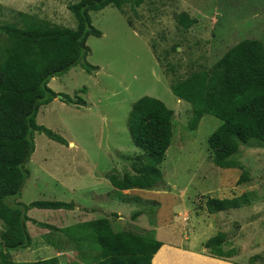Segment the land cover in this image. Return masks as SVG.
Wrapping results in <instances>:
<instances>
[{
  "label": "rangeland",
  "instance_id": "1",
  "mask_svg": "<svg viewBox=\"0 0 264 264\" xmlns=\"http://www.w3.org/2000/svg\"><path fill=\"white\" fill-rule=\"evenodd\" d=\"M79 1L0 0V24L23 26L21 13H26L76 29L78 19L69 5ZM123 10L108 5L90 13L93 26L102 33L87 40L86 62L94 70L89 72L76 65L50 79L49 87L58 97L40 107L36 122L66 143L36 131L35 151L26 164L30 174L21 195L8 201L14 205L39 200L73 202L81 210L95 209L93 217H100L99 212L106 207L121 209L125 218L122 230L156 239L158 234L161 240L196 248L222 232L228 242L231 240L224 249L236 250L233 256L238 263L247 264L256 256L255 264H264V146L257 142L242 145L233 156L248 171V180L241 182V169L221 168L211 160L208 138L222 121L214 115L196 116L193 105L179 99L171 89L173 81L212 68L241 40L264 42V0H149L136 12L129 6ZM182 12L195 21L188 29L177 19ZM144 96L158 98L174 111L173 139L159 167L162 180L155 188L132 189L125 192L132 196L120 198L121 192L108 175L133 173V161L143 153L130 135L129 118L134 103ZM102 194L105 196H99ZM244 194L248 203L243 207L218 214L207 210L209 198ZM81 210L70 212L61 223L60 217L54 219L58 210L32 208L29 218L39 221L30 218L28 222H47L56 227V223L76 225L89 221L90 213ZM173 213L172 224L158 230L157 218H173ZM139 218L140 225H134L132 222ZM142 221L157 225V231L146 230ZM28 222L33 246L25 251H10L17 263L54 257L53 246L87 250L77 245L73 234L60 230L55 231L64 234L60 242L52 237L54 244L47 245V239L40 235L38 238L34 230L31 235ZM3 231L0 221V237ZM86 235L94 241L93 231ZM89 252L92 258L96 250ZM80 263L72 255L59 259V264Z\"/></svg>",
  "mask_w": 264,
  "mask_h": 264
},
{
  "label": "trees",
  "instance_id": "2",
  "mask_svg": "<svg viewBox=\"0 0 264 264\" xmlns=\"http://www.w3.org/2000/svg\"><path fill=\"white\" fill-rule=\"evenodd\" d=\"M149 0H80L69 5L78 19L71 29L30 14L21 13L22 25L0 24V264H59L58 257L17 263L10 251L29 248L32 238L27 230L32 208L73 210L75 204L57 200H39L30 204L8 201L19 197L30 171L26 168L35 151V132L45 133L58 143L65 139L36 122L39 109L58 97L49 87L50 79L81 65L91 72L86 62L90 36H101L92 24L91 12L108 5L133 11ZM180 24L190 28L195 21L188 13L177 16ZM173 93L193 105L196 116L214 115L222 124L208 138L212 162L221 168L238 167L240 181L248 180V171L234 159L242 145L257 142L264 146V42L246 38L225 52L212 68L192 72L171 83ZM64 100L69 102L66 96ZM72 101H70L71 103ZM82 102V101H80ZM129 132L135 145L143 150L133 161V173L108 178L115 189H151L162 180L159 168L173 139L174 111L158 98L144 96L131 110ZM247 195L235 198H209L207 210L218 214L247 205ZM36 222V221H35ZM37 223V222H36ZM41 227L56 229L47 223ZM60 231L76 237L81 249L96 250L91 259L80 264H153L162 242L144 234L124 230L116 232L108 218L86 221ZM93 231L94 241L86 235ZM227 236L220 232L204 243L211 253L224 256ZM231 250L227 257H232ZM226 256V255H225ZM253 257L247 264H255ZM241 264V263H238Z\"/></svg>",
  "mask_w": 264,
  "mask_h": 264
},
{
  "label": "crops",
  "instance_id": "3",
  "mask_svg": "<svg viewBox=\"0 0 264 264\" xmlns=\"http://www.w3.org/2000/svg\"><path fill=\"white\" fill-rule=\"evenodd\" d=\"M132 190V189H131ZM131 190H124L121 191V197L120 198H127L128 196H132L131 193H125L126 191H131ZM99 196H105V194L99 195ZM110 207H106V209L103 212H99L100 213V217H93L94 212L96 211L95 209L91 210V209H83L81 210L80 207L78 205H76V208L73 210H67V211H63V210H58V215L56 214L54 219H57L58 217H60L61 219V223H63L62 219H66L68 217L69 214H73V212L75 211H79L81 210V212H87L90 213L89 217L92 218H88L89 221L92 220H97V219H104V218H108L111 222V225L113 226L112 228L114 229L116 226L117 229L115 230L116 232L119 231H124L125 229L122 230V224H123V220L125 219L122 215L123 210L118 209V210H111L109 209ZM56 211V210H55ZM57 212V211H56ZM71 212V213H70ZM174 214L173 213V218L171 216V218H167L164 219L163 216H159L156 220V223L159 225V228L162 227H168L169 224H172V222L174 221ZM31 219H33L32 217H30ZM84 219V218H82ZM140 219L139 218L137 221L132 222L134 225L139 226L140 225ZM36 220V219H33ZM32 220V224H30L28 222V228L29 231L31 233V231L35 232L36 236L39 238V235L42 236L40 238H46L47 241L49 243H47V245H49L50 243H53V241H51V238L55 237L57 239L58 242H60L58 239L60 237H63L64 234L58 232H55L56 230H50L49 228H43L39 225H37L36 223H34ZM37 221V220H36ZM39 221V220H38ZM37 221V222H38ZM128 222V221H127ZM47 223V222H44ZM49 224V223H48ZM75 224V223H74ZM126 224V223H124ZM143 224V225H142ZM142 226L144 228H146V230H151V229H155V232L157 231L156 227H154L153 225H146L144 223V221H142ZM69 225H73V224H69ZM64 224H60L58 225L56 223V229L61 230L67 226ZM132 226V224H130ZM31 227V228H30ZM196 229V228H193ZM52 231V233H51ZM32 235V233H31ZM157 236L159 237L157 240L161 241L162 247L160 248V250L156 253V255L153 258V264H238V262L236 261V257L232 256V257H227L229 251L224 249V252H226V256H219L216 254L211 253L207 248H205L203 245L204 241L201 243V245L199 246V248H196L194 246H191L190 244L186 246L180 245L177 242H172V241H164L163 239L161 240V236L157 234ZM188 241L190 242V239L188 238ZM33 242H34V237H33ZM68 243V242H66ZM229 243V245H231V240L225 243L226 244ZM54 244V243H53ZM33 246V244H32ZM32 246L28 249H31ZM63 246V245H62ZM60 247V246H53V248L55 249V256L54 257H58L60 260L63 259L64 256H70L72 255L74 260H79L82 261L84 260L83 257H85L86 259H90L91 257L89 256L91 252H89L88 250H80L77 247V251L72 250V248L70 249L68 245L64 246V247ZM25 251V250H24ZM30 252L27 251L25 252V255ZM32 252V251H31ZM228 252V253H227ZM63 256V257H61ZM79 257V258H78ZM45 259V258H42Z\"/></svg>",
  "mask_w": 264,
  "mask_h": 264
}]
</instances>
